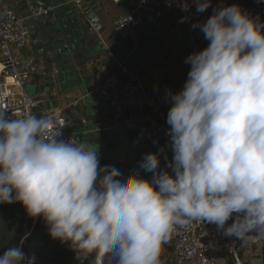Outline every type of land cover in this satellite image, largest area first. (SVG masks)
<instances>
[{
    "label": "clouds",
    "instance_id": "clouds-1",
    "mask_svg": "<svg viewBox=\"0 0 264 264\" xmlns=\"http://www.w3.org/2000/svg\"><path fill=\"white\" fill-rule=\"evenodd\" d=\"M194 3L199 13L212 0ZM193 27L209 43L186 58L183 89L167 93L173 156L164 169L152 152L139 162L151 179L124 176L101 167L87 142L49 133V118L0 109V204H22L53 240L107 264H164V246L194 221L264 239V23L233 4ZM22 246L0 264H34Z\"/></svg>",
    "mask_w": 264,
    "mask_h": 264
},
{
    "label": "crops",
    "instance_id": "crops-1",
    "mask_svg": "<svg viewBox=\"0 0 264 264\" xmlns=\"http://www.w3.org/2000/svg\"><path fill=\"white\" fill-rule=\"evenodd\" d=\"M38 1L51 7L52 13L44 18L28 19L34 43L16 52V56L23 63L34 59L48 76L33 75L25 86L26 92L42 100L51 114L64 117L69 133L98 151L104 165L114 166L124 176L131 170L151 179L153 174L140 170L139 162L147 153L160 152V168L164 169L167 144L148 142L145 128L135 131L116 128L113 109L95 90L118 62L125 63L143 79L146 96L158 99L154 113L160 124L169 129L166 121L171 104L167 93L183 89L188 76L186 58L209 43L193 25L206 22L218 5L237 4L242 8L254 0H212L209 13L193 12L187 19L178 12L166 11L157 23L143 25L136 40L119 37L114 21L127 14L137 0H120L119 4L97 0L86 3L82 9L74 7L70 0H0V7L13 9L18 17L26 18L28 4ZM89 6L95 11L91 18L94 22L83 14ZM260 22L264 23V18ZM95 24L100 26L99 32L91 30ZM75 102H79L76 107ZM233 221L234 217L227 223ZM161 260L164 264H176L172 249L163 250ZM217 262L264 264V245L253 256L217 258Z\"/></svg>",
    "mask_w": 264,
    "mask_h": 264
},
{
    "label": "built area",
    "instance_id": "built-area-1",
    "mask_svg": "<svg viewBox=\"0 0 264 264\" xmlns=\"http://www.w3.org/2000/svg\"><path fill=\"white\" fill-rule=\"evenodd\" d=\"M97 0H70V3L82 9L86 3ZM119 4L120 0H113ZM187 3L188 11H183L181 5ZM28 17H18L13 9L0 7V109L6 111L12 118L27 115L47 117L51 121L48 132L61 131L58 139L73 138L68 131L64 117L51 114L44 106V102L26 92L25 86L31 77H47L41 64L34 59L20 62L16 52L34 43L28 25V19H39L52 13L51 7L38 1L28 4ZM242 9L257 20L264 18V0H254ZM178 12L187 19L193 12H197L196 5L190 0H137L133 8L125 15L114 21L115 33L123 38L136 40L143 25L157 23L165 12ZM209 7L203 13H209ZM100 26L93 25L95 32ZM190 65L186 66L187 72ZM55 81L54 77H51ZM95 93L102 98L114 111L113 122L116 128L135 131L145 128L147 141L152 144H167L163 161L167 165L172 159L173 152L169 145L168 129L158 121L154 110L158 99L146 96L143 79L132 71L125 63H117L113 72L103 79ZM79 102L73 104L78 106ZM126 110V116H123ZM101 167L105 166L102 162ZM264 245V239L256 238L253 234L246 241L236 237L225 236L214 227L203 221H194L187 227L180 229L172 240L164 246L172 249L176 264H218L217 258H238L240 255L253 256L256 249Z\"/></svg>",
    "mask_w": 264,
    "mask_h": 264
},
{
    "label": "rangeland",
    "instance_id": "rangeland-1",
    "mask_svg": "<svg viewBox=\"0 0 264 264\" xmlns=\"http://www.w3.org/2000/svg\"><path fill=\"white\" fill-rule=\"evenodd\" d=\"M7 209L2 210L0 215V253L3 254L9 247L13 245H19L24 240L32 237L36 232L37 226L41 225V236L38 237V242L41 245L37 248H33L30 254H26V260H33L34 264H47L46 258L50 254L51 250L55 248L57 243H61L59 240H53L47 231V227L42 218H31L25 208L20 203L8 204ZM24 251V250H23ZM92 260L95 264H107V259L103 256L93 254L86 257V260Z\"/></svg>",
    "mask_w": 264,
    "mask_h": 264
},
{
    "label": "trees",
    "instance_id": "trees-1",
    "mask_svg": "<svg viewBox=\"0 0 264 264\" xmlns=\"http://www.w3.org/2000/svg\"><path fill=\"white\" fill-rule=\"evenodd\" d=\"M8 204H0V213L9 207ZM3 215H0V218ZM43 221V220H42ZM41 225L37 226L36 232L33 233L32 237L24 240L23 250L25 253L30 254L31 249L37 248L41 245L38 242V237L45 233ZM0 255H3L0 253ZM47 264H95L92 260H86V257H78L77 254L67 245L57 243L55 248L51 250L50 254L46 258Z\"/></svg>",
    "mask_w": 264,
    "mask_h": 264
},
{
    "label": "water",
    "instance_id": "water-1",
    "mask_svg": "<svg viewBox=\"0 0 264 264\" xmlns=\"http://www.w3.org/2000/svg\"><path fill=\"white\" fill-rule=\"evenodd\" d=\"M94 12H95V11H94L93 7L89 6V7L87 8V10L83 12V14H84L85 16H87V18L91 21V18L93 17ZM91 22H94V21H91Z\"/></svg>",
    "mask_w": 264,
    "mask_h": 264
}]
</instances>
